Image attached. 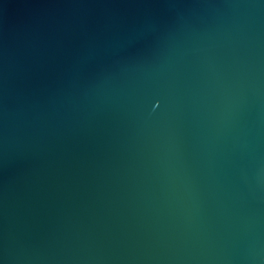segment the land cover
<instances>
[{"label":"water","instance_id":"95a60500","mask_svg":"<svg viewBox=\"0 0 264 264\" xmlns=\"http://www.w3.org/2000/svg\"><path fill=\"white\" fill-rule=\"evenodd\" d=\"M0 264H264V0H0Z\"/></svg>","mask_w":264,"mask_h":264}]
</instances>
